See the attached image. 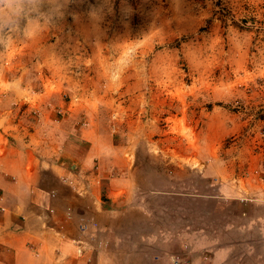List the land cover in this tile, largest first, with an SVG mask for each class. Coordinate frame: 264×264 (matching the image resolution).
<instances>
[{"label": "rangeland", "instance_id": "obj_1", "mask_svg": "<svg viewBox=\"0 0 264 264\" xmlns=\"http://www.w3.org/2000/svg\"><path fill=\"white\" fill-rule=\"evenodd\" d=\"M50 93L133 157L168 250L187 227L264 256V0H72L58 27L0 38V120ZM122 247L113 264H175Z\"/></svg>", "mask_w": 264, "mask_h": 264}, {"label": "crops", "instance_id": "obj_2", "mask_svg": "<svg viewBox=\"0 0 264 264\" xmlns=\"http://www.w3.org/2000/svg\"><path fill=\"white\" fill-rule=\"evenodd\" d=\"M42 103L37 116L26 103L17 121L0 120V264H113L126 255L123 244L152 248L157 261L175 264H249L250 250L235 254L229 241L208 239L201 228L176 233L177 246L168 250V238L147 231L152 215L135 195L133 157L108 128L79 124L80 110L60 95ZM81 217L95 220L93 233L78 230ZM252 264H264V256L253 254Z\"/></svg>", "mask_w": 264, "mask_h": 264}, {"label": "clouds", "instance_id": "obj_3", "mask_svg": "<svg viewBox=\"0 0 264 264\" xmlns=\"http://www.w3.org/2000/svg\"><path fill=\"white\" fill-rule=\"evenodd\" d=\"M72 0H0V38L37 34L66 22Z\"/></svg>", "mask_w": 264, "mask_h": 264}, {"label": "built area", "instance_id": "obj_4", "mask_svg": "<svg viewBox=\"0 0 264 264\" xmlns=\"http://www.w3.org/2000/svg\"><path fill=\"white\" fill-rule=\"evenodd\" d=\"M50 196H53V192H50ZM66 218H70V211L65 212ZM96 222L92 218H79L77 228L81 233L91 234L96 230Z\"/></svg>", "mask_w": 264, "mask_h": 264}]
</instances>
